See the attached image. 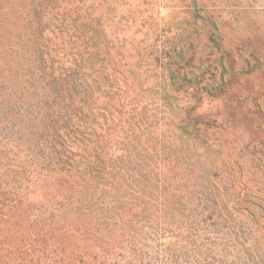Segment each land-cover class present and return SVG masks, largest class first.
Returning a JSON list of instances; mask_svg holds the SVG:
<instances>
[{
	"label": "rangeland",
	"instance_id": "rangeland-1",
	"mask_svg": "<svg viewBox=\"0 0 264 264\" xmlns=\"http://www.w3.org/2000/svg\"><path fill=\"white\" fill-rule=\"evenodd\" d=\"M0 264H264V0H0Z\"/></svg>",
	"mask_w": 264,
	"mask_h": 264
},
{
	"label": "trees",
	"instance_id": "trees-1",
	"mask_svg": "<svg viewBox=\"0 0 264 264\" xmlns=\"http://www.w3.org/2000/svg\"><path fill=\"white\" fill-rule=\"evenodd\" d=\"M64 106V105H63ZM66 107V106H65ZM63 107V109L65 108ZM58 110H62L61 108H58ZM68 124H70V121L68 120V117L66 115H63V120L59 119V131H60V134H55V137H53L54 135V132L58 131V128L57 129H54L53 130V133H52V139H55L54 142L56 144L59 145V149H57L58 151V155H60V153L63 151V150H66L64 148V140H63V137H62V134L61 132L62 131H66L68 129ZM44 134V133H43Z\"/></svg>",
	"mask_w": 264,
	"mask_h": 264
}]
</instances>
